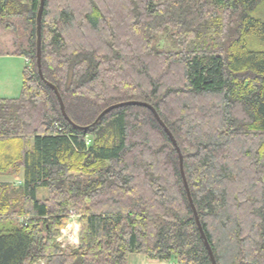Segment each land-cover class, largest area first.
I'll return each mask as SVG.
<instances>
[{
    "label": "trees",
    "instance_id": "1",
    "mask_svg": "<svg viewBox=\"0 0 264 264\" xmlns=\"http://www.w3.org/2000/svg\"><path fill=\"white\" fill-rule=\"evenodd\" d=\"M0 0V55L29 59L0 97V264H264V0ZM168 36L176 49L159 46ZM65 103L64 116L54 89ZM79 126H86L82 128ZM21 178L20 184L1 177ZM41 188L48 190L39 198ZM76 208L80 243L58 241Z\"/></svg>",
    "mask_w": 264,
    "mask_h": 264
},
{
    "label": "rangeland",
    "instance_id": "2",
    "mask_svg": "<svg viewBox=\"0 0 264 264\" xmlns=\"http://www.w3.org/2000/svg\"><path fill=\"white\" fill-rule=\"evenodd\" d=\"M12 37H13L12 33L4 34V32L0 30V42L4 45L5 49L8 51L11 49L12 46ZM247 43L249 49L251 50L264 51V40H260L255 36H251L248 37ZM159 46L167 50L176 49V46L172 43V41L167 35L161 38L159 42ZM28 61L29 59L26 58L25 60L24 56L0 55V97L14 98L20 95L23 85V70L25 66L28 65ZM16 184L18 185L19 182H17ZM47 196H48V190L46 188H41L39 190L38 197L46 198ZM71 211H75L79 215L72 219L71 216H69V221L67 225L62 229L61 235L62 233H64V238H65L64 241L69 242L68 245L77 247L80 243L81 214L76 208L72 209ZM59 238L58 241L61 243V240H59ZM146 263L174 264L175 260L171 262H160L157 260L150 262L149 260L146 259Z\"/></svg>",
    "mask_w": 264,
    "mask_h": 264
},
{
    "label": "water",
    "instance_id": "3",
    "mask_svg": "<svg viewBox=\"0 0 264 264\" xmlns=\"http://www.w3.org/2000/svg\"><path fill=\"white\" fill-rule=\"evenodd\" d=\"M44 4H45V0H41L39 12H38V19H37V48H38V53H37V58L38 59H37V61H38L39 71H40V74H41L42 77H44L43 69H42V17H43V11H44ZM47 83L54 89V91H55V93L58 96V99L60 101L62 112H63L64 116L69 120L70 118H69V116L67 114L65 103H64V100L62 98V95H61L58 87L56 85L50 83V82H47ZM126 105H142V106H146V107L150 108L154 112V114H155L156 118L158 119V121L161 123V125L165 128V130L167 131V133L171 137L173 143L175 144V146H176V148H177V150L179 152L181 175L183 177L184 184H185V187H186V190H187V194H188L191 206H192V208L194 210V214H195V217H196V220H197V223H198L202 238H203V240H204V242H205V244L207 246V249L209 251V254L211 256L213 264H218L216 256H215L214 251H213V248H212V246H211V244L209 242V239H208V237L206 235V232H205L204 227H203V225L201 223V220H200V216H199L198 210H197L196 205H195L194 200H193V196H192V193H191L190 185H189V182H188V179H187V175H186V171H185L184 155H183V153L181 151V148H180V146H179V144L177 142V139L175 138L174 134L169 129V127L166 125V123L162 120V118H161L160 114L158 113L157 109L152 104H150V103H148L146 101H140V100L122 101V102H118V103L112 104L109 107H107L106 109H104L102 111V113L98 116L96 122H98L102 117H104L107 113H109L113 109H116V108L122 107V106H126ZM79 127L87 128L86 126H79Z\"/></svg>",
    "mask_w": 264,
    "mask_h": 264
},
{
    "label": "crops",
    "instance_id": "4",
    "mask_svg": "<svg viewBox=\"0 0 264 264\" xmlns=\"http://www.w3.org/2000/svg\"><path fill=\"white\" fill-rule=\"evenodd\" d=\"M26 60V58H25ZM1 179L3 180H7V181H11L12 183H17L19 182V184L21 183L22 177L21 178H16L15 176H5V177H1ZM63 235V234H62ZM61 235V236H62ZM60 236V238H61ZM64 237L62 238V243L64 242ZM154 261V260H152ZM150 261V262H152ZM36 264H46V260H42ZM128 264H147L146 263V258L140 254H136V253H131L128 257Z\"/></svg>",
    "mask_w": 264,
    "mask_h": 264
},
{
    "label": "built area",
    "instance_id": "5",
    "mask_svg": "<svg viewBox=\"0 0 264 264\" xmlns=\"http://www.w3.org/2000/svg\"><path fill=\"white\" fill-rule=\"evenodd\" d=\"M71 215V219L72 218H74V217H76V216H78L79 214L77 213V212H75V211H71V213H70ZM63 235L61 236V238H59V240H61L62 241V238L64 237V233H62ZM62 243V242H61ZM63 245H68L69 244V242H63L62 243Z\"/></svg>",
    "mask_w": 264,
    "mask_h": 264
}]
</instances>
